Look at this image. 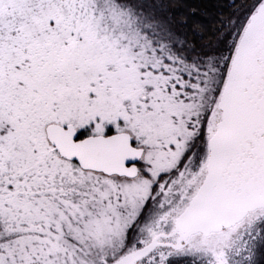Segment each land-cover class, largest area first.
<instances>
[{
  "label": "snow or ice",
  "instance_id": "6c2138e0",
  "mask_svg": "<svg viewBox=\"0 0 264 264\" xmlns=\"http://www.w3.org/2000/svg\"><path fill=\"white\" fill-rule=\"evenodd\" d=\"M0 264H264V0H0Z\"/></svg>",
  "mask_w": 264,
  "mask_h": 264
}]
</instances>
